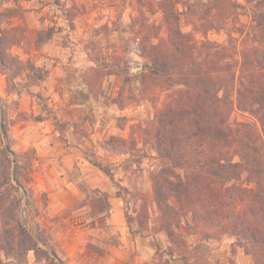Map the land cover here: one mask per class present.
Returning a JSON list of instances; mask_svg holds the SVG:
<instances>
[{
  "label": "rangeland",
  "instance_id": "obj_1",
  "mask_svg": "<svg viewBox=\"0 0 264 264\" xmlns=\"http://www.w3.org/2000/svg\"><path fill=\"white\" fill-rule=\"evenodd\" d=\"M237 1L251 24V4ZM158 2L0 0V118L26 166L20 177L35 204L25 215L62 259L55 264H253L235 237L197 229L190 214L171 219L172 238L163 226L152 177L167 160L152 146L151 120L170 91L162 80L143 82L134 41L143 21L164 36ZM173 2L183 11V0ZM232 118L251 117L235 108ZM111 196L123 205L122 230ZM27 264L51 263L31 250Z\"/></svg>",
  "mask_w": 264,
  "mask_h": 264
},
{
  "label": "trees",
  "instance_id": "obj_2",
  "mask_svg": "<svg viewBox=\"0 0 264 264\" xmlns=\"http://www.w3.org/2000/svg\"><path fill=\"white\" fill-rule=\"evenodd\" d=\"M246 1L251 24L239 19L244 5L237 0H183L181 12L173 0H159L164 36L143 21L134 41L146 59L143 82L151 87L162 80L170 91L151 120L152 146L167 160L152 182L169 237L171 219L190 214L197 229L228 233L253 264H264V0ZM222 29L226 39L208 37ZM235 108L251 118L233 119ZM11 146L1 116L0 264H27L31 250L61 262L39 224L25 215L35 203L20 177L26 166ZM93 164L115 179L108 165Z\"/></svg>",
  "mask_w": 264,
  "mask_h": 264
},
{
  "label": "crops",
  "instance_id": "obj_3",
  "mask_svg": "<svg viewBox=\"0 0 264 264\" xmlns=\"http://www.w3.org/2000/svg\"><path fill=\"white\" fill-rule=\"evenodd\" d=\"M110 204H111V214L110 218L113 224L118 225L120 230L124 229L125 226V219L123 217V205L122 202L120 201L119 197H110ZM68 205L65 204L63 207H67Z\"/></svg>",
  "mask_w": 264,
  "mask_h": 264
}]
</instances>
